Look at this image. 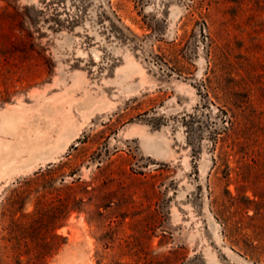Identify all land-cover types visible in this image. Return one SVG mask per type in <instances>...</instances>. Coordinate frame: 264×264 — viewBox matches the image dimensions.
Returning <instances> with one entry per match:
<instances>
[{"label":"rangeland","instance_id":"rangeland-1","mask_svg":"<svg viewBox=\"0 0 264 264\" xmlns=\"http://www.w3.org/2000/svg\"><path fill=\"white\" fill-rule=\"evenodd\" d=\"M0 144V264H264V0H0Z\"/></svg>","mask_w":264,"mask_h":264},{"label":"bare ground","instance_id":"bare-ground-1","mask_svg":"<svg viewBox=\"0 0 264 264\" xmlns=\"http://www.w3.org/2000/svg\"><path fill=\"white\" fill-rule=\"evenodd\" d=\"M81 107V106H80ZM87 109V108H86ZM4 119V116L2 118V120ZM11 119H14V118H11ZM4 123H7V120L4 122ZM70 126V125H69ZM68 129V128H67ZM61 130V129H60ZM56 130H54L55 132ZM67 131V130H66ZM68 132V131H67ZM64 135V134H63ZM41 137V136H40ZM29 140V139H28ZM29 143V142H28ZM19 144V143H18ZM16 145V143H15ZM46 148V147H45ZM26 149V148H25ZM38 148H36V150L34 151H31V155H32V158L33 157H40L41 155L43 156L44 153L41 152V150H37ZM16 149H13L10 146L8 145H3V144H0V173L2 172H7L9 171L10 169H12L14 166H16L17 164H14V163H10L9 162V159L10 157L12 158L13 156H11L12 154L14 153H17L15 152ZM44 151V150H42ZM45 156V155H44ZM47 156V155H46ZM8 157V159H7ZM13 159V158H12ZM34 159V158H33ZM36 159V158H35Z\"/></svg>","mask_w":264,"mask_h":264},{"label":"trees","instance_id":"trees-1","mask_svg":"<svg viewBox=\"0 0 264 264\" xmlns=\"http://www.w3.org/2000/svg\"><path fill=\"white\" fill-rule=\"evenodd\" d=\"M209 82V81H208Z\"/></svg>","mask_w":264,"mask_h":264}]
</instances>
